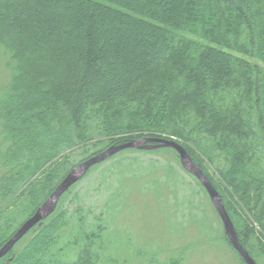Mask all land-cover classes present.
I'll return each instance as SVG.
<instances>
[{
  "label": "trees",
  "instance_id": "16d2710c",
  "mask_svg": "<svg viewBox=\"0 0 264 264\" xmlns=\"http://www.w3.org/2000/svg\"><path fill=\"white\" fill-rule=\"evenodd\" d=\"M0 61L12 71L0 101V248L81 161L135 138L175 136L260 264L264 0H0ZM129 151L143 150L112 155L109 171ZM61 205L0 262L107 259L106 226Z\"/></svg>",
  "mask_w": 264,
  "mask_h": 264
},
{
  "label": "rangeland",
  "instance_id": "374dc122",
  "mask_svg": "<svg viewBox=\"0 0 264 264\" xmlns=\"http://www.w3.org/2000/svg\"><path fill=\"white\" fill-rule=\"evenodd\" d=\"M11 76L10 67L0 61V101ZM159 149L125 152L119 156L121 168L112 171L116 158L106 160L61 196V207L71 212L81 207L87 223L97 220L106 226L110 247L99 264H244L203 186L186 174L180 158ZM194 153L202 156L201 150ZM130 158L136 161L125 160ZM168 166L179 175L176 181L168 179ZM103 170L110 172L106 182ZM259 263L264 264V257Z\"/></svg>",
  "mask_w": 264,
  "mask_h": 264
},
{
  "label": "water",
  "instance_id": "95a60500",
  "mask_svg": "<svg viewBox=\"0 0 264 264\" xmlns=\"http://www.w3.org/2000/svg\"><path fill=\"white\" fill-rule=\"evenodd\" d=\"M158 147H171L175 149L180 157L182 166L190 173H192L206 189L213 205L215 206L226 233L230 236L231 243L235 250L239 253L242 260L246 264H257L251 255L243 248L238 239L237 232L233 222L223 205L222 197L217 189L213 186L207 175L198 167L188 154L186 149L174 139H167L161 137H144L139 139H132L118 145H113L105 151L89 157L75 166L60 182L49 198L19 227L13 236L0 248V258L4 257L10 252L13 246L36 224L52 214L57 206V203L62 196L72 185L79 181L92 166L105 161L112 155L126 150V149H154Z\"/></svg>",
  "mask_w": 264,
  "mask_h": 264
}]
</instances>
